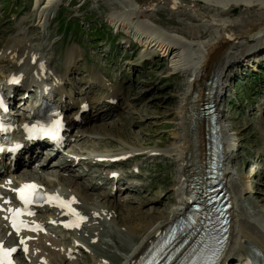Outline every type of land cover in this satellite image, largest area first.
<instances>
[{"label": "rangeland", "instance_id": "rangeland-1", "mask_svg": "<svg viewBox=\"0 0 264 264\" xmlns=\"http://www.w3.org/2000/svg\"><path fill=\"white\" fill-rule=\"evenodd\" d=\"M57 4L47 25H44L38 23L37 19L33 21L36 10L33 0H0V54L6 41L20 35L23 29L29 38V47H34L35 43L43 44L41 53L51 72L65 71L66 74L67 71L65 93L77 103L88 99L89 104L83 115L92 117L85 124L80 123L79 119L72 121L76 114L71 110L75 106L67 95H63L66 107L68 104L65 119L72 121L75 128L70 130L73 134L67 141V144L70 143L68 151L59 155L66 159L77 153L84 154L80 159L83 162H63L66 168L63 171V166L54 168L52 165L60 161L59 155H56L49 157L45 165L52 167L50 169L54 173L39 175L31 171L29 175L35 174L38 179H54L48 185L50 190L59 187L58 179H68L63 181L71 186L83 181L84 185L91 187L88 192L97 195L100 203L110 205L119 199H129V202H123L127 208L151 213L153 219L161 216V213L166 215L176 204L180 167L169 150L174 147L177 133L181 131L177 113L190 82L188 75L191 74V66L197 57L185 58L186 62H182L180 69L175 71L167 61L162 60L161 53L157 57L146 54L148 58L143 57L139 62L144 52L140 40L129 33L130 28L113 24L111 7L103 0H58ZM255 11L249 15L252 17ZM235 12L228 19L232 24L242 21L239 8ZM154 15L160 19L158 23L163 24V29L174 37L182 36L180 23L197 34L207 32V28L189 15L178 16L166 8L159 9ZM210 38L211 35L206 39L198 37L187 41L200 44ZM71 47L76 48L74 51L78 56L75 64L68 69L65 51ZM251 60L235 64L234 70L222 80L221 93L224 97L220 101V109L224 116L221 136L227 139L226 134L237 142L231 151L228 169L234 183L238 182L240 176L245 179L248 192L241 197L243 210L253 218L264 217V57L253 62ZM236 66H239L237 71ZM114 88L117 89L116 102L106 98ZM131 147L137 150L131 151ZM112 153L125 157L126 162L100 163L91 158V155L100 157ZM111 173H119L121 178L113 177ZM126 207L115 211L116 218L111 221L103 222L100 219L98 225L95 215L88 217V220H95L92 223L88 220L83 222L86 228L98 227L99 237H106L109 233L111 239L107 238V247L111 251L106 258L111 264H119L143 236L140 230L129 232L132 227L128 217L131 211ZM236 209L242 211L240 206ZM133 213L136 215V211ZM133 213L130 216L135 220ZM136 223L140 224L138 221ZM235 229H238L236 224ZM50 230H55L51 237L54 236L61 245L72 244L71 238L77 236L79 231ZM99 241H90L97 245L90 247L92 252L84 249L78 252L74 264H92L95 260L93 255L105 259L100 258L103 255L100 254L101 249H97L102 248ZM18 264L29 263L21 261ZM225 264L238 263L233 257Z\"/></svg>", "mask_w": 264, "mask_h": 264}, {"label": "bare ground", "instance_id": "bare-ground-1", "mask_svg": "<svg viewBox=\"0 0 264 264\" xmlns=\"http://www.w3.org/2000/svg\"><path fill=\"white\" fill-rule=\"evenodd\" d=\"M33 1L34 5H36L33 21L37 19L38 23L47 25L51 13L58 5V0ZM103 1L106 5L111 7L110 12L113 15L111 17L114 21L113 24H117L118 26L123 25V28L127 27V29L130 28L129 33L136 37L137 40H140V46L143 48L144 52L141 53L139 62H141L143 57H146V59L148 58L149 55L145 56L146 54H153V56L157 57L159 53H161L162 60L167 61L169 67L175 71L180 69L183 64L182 62H186L185 58L190 57L194 59V57H197L196 62L191 66V74L188 75L190 82L187 85L184 99L179 105L177 113L181 121V131L177 133L178 135L174 147L169 150L173 152L176 161L180 165L179 178L177 181L178 185L176 188L177 195L175 196L176 204L166 215L161 213V216H155L153 219L151 213H143L137 209L127 208L126 204H123V202L127 203L129 199H119L118 202L110 203V205L100 203L97 195L88 192V189L91 187L84 185L85 182L83 181L82 184L71 186L64 183V181L66 182L68 179H58L57 182L59 187L50 190L48 189V185L50 182L54 181V179H49L50 177H46V179H37L35 174L29 175L31 171L43 173L41 168H37V170L25 169L24 173H16V168L19 165H24L25 163L31 164L33 162L34 167H37L40 162H43L45 160L44 157L47 156L49 152L53 151L49 146L50 144L61 147V151H57L58 154L63 153L65 150L68 151L70 143L67 144V136L73 134L72 131L68 133L73 126L71 121H67V123H64L66 125L65 133L62 134L55 143L47 139L33 142L29 137L28 143L24 146L25 151L14 156L17 160V165L13 167L15 163H12L14 161H12L10 155L6 158L8 161L7 163L4 164L0 162V239L2 240L4 238L5 244L11 243L13 245L19 263L21 261H27L29 264H74L75 261L73 260L76 259L78 252L82 249H87L92 252L90 247H97V245L93 243H96L100 239L99 242L102 248L99 247L97 249L99 251L101 249L100 254L103 256H100V258L105 259L95 258L96 256L93 255L95 260L92 264H111L106 258L107 253L111 251L107 247V238L111 239L109 233L106 234V237L104 235L99 237L100 233L97 232L98 227L92 228L89 226L86 228L83 221L88 217L96 215V221L90 218L88 221L89 223L95 221L99 225L98 220L102 219L103 222L105 220L111 221L116 218L115 211L122 210V208L126 207L127 210L132 213L136 211V215L133 213V215L136 216L135 220L130 216L131 212L129 213L128 217L131 221L130 225L132 226L129 228V232L133 233L134 230H140L143 236L139 238V240L141 239L140 242L137 240L134 243L136 244L133 247L134 249L129 252L119 264H142L141 256L146 247L153 241L155 236L162 231L165 226L170 224L171 220L182 211L185 204L186 191L187 188L190 187L188 181L190 179L192 180L194 177L199 178L201 175V181H204L205 178L207 179V175L204 176L203 174L205 154L208 149L207 144L210 143V140L206 136L209 132L205 129L204 119L199 118L198 109L209 101H214L220 109V101L224 97L221 93L222 80L227 78L230 71L234 70L233 66L240 61L243 62L252 59L251 61L253 62V60L264 57V55L261 56L264 54V0ZM163 8L169 9L173 14L178 16H192L195 22H199L202 26L207 28V32H198V35L197 32H194L185 24L183 25V23H180L182 29L179 28V30L182 36H171V33L163 29V24L158 23L160 19L156 18L154 15L156 11ZM237 8L241 11V16L239 18L242 21L232 24L228 22V19L232 13L233 15L237 13L235 12ZM253 11H255V14L251 17L249 14H253ZM149 22L159 25H150L151 23ZM210 35L211 38L209 40H205L206 42L203 41L200 44H193L187 41V39L198 37L206 39ZM29 44V38L24 34L23 29L20 35H15L4 44L0 54V82L4 87L3 91L10 94L8 87H11V90L14 91V86L26 90L30 87L31 83L36 81L35 77L43 73L54 80L57 97L60 98L58 108L60 112H63L64 108H66V104L61 95H67V93H65L66 83L64 82L67 71L66 74L65 71L61 73L51 72L47 68L45 58L41 53L43 44L35 43L34 47H29ZM239 48L240 50L237 51ZM74 50H76V48L71 47L65 51V63L68 69H70L77 60L78 54H76ZM234 68H236L237 71L239 66ZM173 71L171 70L170 72ZM17 77L20 78L19 81H15ZM213 78L216 79L215 85H212L211 82H207L208 79ZM116 91L117 89L114 88L111 94L107 95L106 98L109 99V101L112 100L116 102ZM21 95L22 91L19 97H21ZM68 100L75 106L72 109L73 114L77 113L79 109L81 110L77 114L80 123L85 124L92 120L90 115H83L86 106L89 104L88 99L83 100L82 104H78L77 101L70 99V96H68ZM221 112H223V110L221 111L220 109L218 113L220 130L221 120L224 117ZM5 113L10 117L14 114L13 112L12 114H9V112ZM23 114H25V112H23ZM225 137L231 140H229L230 143L225 145L223 153V157L225 158L224 170L228 177L227 183L231 184L234 178L231 177L230 170L228 169V163L232 157L228 150L235 147V143L237 146V142L226 134ZM223 139L225 141V138ZM43 143H45V145L42 148L38 150L33 149V147ZM63 147L64 149L62 150ZM130 150L135 151L137 149L131 147ZM151 150L153 149L149 151ZM82 155L84 154L77 153L65 160L61 159L60 162L56 163H61L64 160L65 164H69L68 160H70V162L79 164L83 162L80 160ZM36 156L41 157L36 159ZM93 156L94 155H91V158L95 160L104 159L105 161L112 162L120 160V163L126 162L125 157H117L114 153H112V155L104 154L100 157ZM59 157H61V155H59ZM207 157L210 158V156ZM75 159L77 161H75ZM52 165L54 166L55 163H52ZM62 169L65 171V166H63ZM114 174L117 176L116 178H121L119 173ZM28 176L35 178V180L46 189L52 199L43 205H38L36 213L26 218L25 223H28L35 221L39 216L42 220L40 222L41 226H46V230L44 232L35 233L23 230L22 234L24 237L26 239L29 238L27 241L29 249L25 251L22 249V244L19 243L20 237L23 236H18L16 233L11 232L7 225L10 223L5 222L3 216L6 215L5 210L11 206L10 202H5L6 198H10L12 195L14 196V192L12 191L13 187H17L26 178L31 179L28 178ZM63 178H66V175H63ZM236 183L235 186L227 187L231 195V200L233 204L235 203V207L232 209L234 221L231 226L230 242L220 264H225L233 257L237 262L248 264L244 263V257H242V255L249 251L255 254L256 250L260 252L257 263L264 264V217L253 216V218H251V215L246 214L243 210L244 206L241 197L248 192V186L245 184V179L241 178V176ZM93 187L94 186H92V188ZM127 188L129 189V185ZM238 206L242 208V211L236 209ZM1 208L3 209L1 210ZM28 213H30V211H28ZM260 213L262 212L260 211ZM144 214L146 216H144ZM71 219H74L79 225L82 222L78 229L72 230V228L76 227L71 226L70 228H65L62 225V223L67 224ZM137 221L140 222V224H137ZM235 224L238 229H235ZM55 228H60L63 231H79L77 232V236L71 238L72 244L61 245L56 241L54 236L51 237V234L55 233V230L50 229ZM47 229H49L48 232ZM85 233H88L87 237ZM72 234L74 235V233ZM80 235H82V237ZM90 241H93V243H90ZM47 242L48 245H46ZM87 243L89 247H87ZM174 248H180V246L176 245ZM187 249L191 255L192 250L190 248ZM198 258L199 254H197L194 259L190 258V260L197 263ZM113 259L115 258L113 257ZM16 260H13V262L15 263Z\"/></svg>", "mask_w": 264, "mask_h": 264}, {"label": "snow or ice", "instance_id": "snow-or-ice-1", "mask_svg": "<svg viewBox=\"0 0 264 264\" xmlns=\"http://www.w3.org/2000/svg\"><path fill=\"white\" fill-rule=\"evenodd\" d=\"M34 188L35 186H25ZM20 198L24 200L25 203H29L30 200L28 199V196L23 194V190H21V196ZM18 211V210H17ZM15 227V223H14ZM15 249H5L2 246H0V264H12L11 260L9 259V256L12 252H14Z\"/></svg>", "mask_w": 264, "mask_h": 264}, {"label": "water", "instance_id": "water-1", "mask_svg": "<svg viewBox=\"0 0 264 264\" xmlns=\"http://www.w3.org/2000/svg\"><path fill=\"white\" fill-rule=\"evenodd\" d=\"M215 81H216V79L213 78V79H210L208 82H211L212 85H215ZM208 107H210V105L209 106H204V107H201L200 109H198L199 114H204L205 117H209L211 112H212V109H207ZM212 116L214 117L213 114H212ZM214 130H213V132H214ZM208 154H209V152H208ZM208 160H209V158H208ZM208 185H209V183H208Z\"/></svg>", "mask_w": 264, "mask_h": 264}]
</instances>
